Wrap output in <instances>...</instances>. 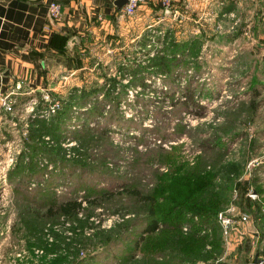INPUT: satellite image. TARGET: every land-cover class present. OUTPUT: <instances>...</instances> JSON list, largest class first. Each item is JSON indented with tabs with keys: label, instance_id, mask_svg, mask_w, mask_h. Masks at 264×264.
Segmentation results:
<instances>
[{
	"label": "rangeland",
	"instance_id": "rangeland-1",
	"mask_svg": "<svg viewBox=\"0 0 264 264\" xmlns=\"http://www.w3.org/2000/svg\"><path fill=\"white\" fill-rule=\"evenodd\" d=\"M180 5L184 14L176 20L161 8V20L132 39L75 54L74 80L49 92L59 110L69 108L59 119L40 95L4 114L2 137L9 140L0 148V264H142L132 243L149 205L121 192L145 194L166 173L197 167L217 173V190L227 186L218 213L250 219L231 251L236 261L222 264H252L257 248L264 257V0H217L214 21L201 27L192 19L185 30L179 22L187 21L186 5ZM158 57L174 63L169 73L160 71ZM91 88L96 95L81 102ZM32 98L37 104L30 111ZM38 122L48 130L31 140ZM28 144L36 145L35 153ZM18 163L35 170H24L31 178L16 189L9 176ZM106 192L117 194L89 206ZM68 199L84 210L40 224L48 207ZM17 205L37 218L22 221ZM219 237L214 257L181 264H213L226 251L221 231Z\"/></svg>",
	"mask_w": 264,
	"mask_h": 264
},
{
	"label": "crops",
	"instance_id": "crops-1",
	"mask_svg": "<svg viewBox=\"0 0 264 264\" xmlns=\"http://www.w3.org/2000/svg\"><path fill=\"white\" fill-rule=\"evenodd\" d=\"M53 1L0 0V107L2 98L8 97L18 83L22 89L13 96L16 107L43 91H61V83L72 82L79 71L73 60L75 54L89 49V45H98L104 50L103 44L111 46L112 42L132 39L141 29L164 16L158 0H149L129 19L121 16L114 6L115 0H57L61 15L55 21L48 14ZM170 1L177 8L181 7L180 3L186 5L187 21L179 22L183 30L192 19L199 20L201 27L207 18L214 21L212 7L217 0ZM56 33L69 36L66 55H60L50 46ZM4 114L0 108V148L9 140L2 137ZM235 254L234 257L238 255ZM228 258L236 261V257Z\"/></svg>",
	"mask_w": 264,
	"mask_h": 264
},
{
	"label": "trees",
	"instance_id": "trees-1",
	"mask_svg": "<svg viewBox=\"0 0 264 264\" xmlns=\"http://www.w3.org/2000/svg\"><path fill=\"white\" fill-rule=\"evenodd\" d=\"M68 38V35L56 33L52 36L50 46L60 55H66L65 46ZM176 46L179 45H174L173 48H177ZM73 60L75 61V55ZM156 60L157 66L162 72L169 73L174 67V63L172 61L166 62L165 57H158ZM138 72V70L133 71V73ZM96 90L94 88L83 90L80 96L81 102L90 100L92 96L96 95ZM190 95L189 99L191 98ZM186 106L188 107V104ZM68 110V107L58 110L53 118L59 119L60 115L68 113ZM36 124L31 140L48 130L42 122ZM49 133L51 134V132ZM28 146L32 153L36 152L35 144H28ZM168 156L164 155L165 161H168ZM27 168L35 170L32 163L25 166L18 163L15 173L12 177L9 176L16 189L20 188L19 186L24 180L31 178L25 179L24 177L23 172ZM216 177L215 171L201 172L200 167H197L184 173L182 171L166 173L161 177L162 183L156 186L153 191H149L150 193L144 194L137 189H124L121 192V195L127 194L130 198L149 205L145 215V225L132 243V250L134 252L140 250L142 253V264H181L186 260H208L221 251L220 228L215 217L226 201L227 186L222 185V189L217 190ZM116 194L114 192L103 193L97 198L88 200V204L96 208L100 206L101 200H110ZM158 198H162V201L159 202ZM17 208L22 221L28 218H37L36 214L27 213V209L22 205H17ZM83 210L84 207L80 201L68 199L48 207L39 222L42 225L57 217L74 218ZM194 218L197 219L196 222ZM184 225H189V231L190 226L192 227L189 234L182 233L181 226ZM22 226L23 228L24 226L27 227V224L24 222ZM203 231L204 234L201 235ZM158 232L160 233L157 234ZM155 234L157 235L155 236ZM107 236L112 237L114 234H107ZM260 240L263 239L260 238ZM206 246H210V250H207ZM243 249L244 254L249 253L250 248L247 243L244 244ZM112 250L113 248L110 247L108 253ZM256 253L260 256L261 250L257 248ZM251 261L253 260L251 259ZM53 264H60L59 260Z\"/></svg>",
	"mask_w": 264,
	"mask_h": 264
},
{
	"label": "built area",
	"instance_id": "built-area-1",
	"mask_svg": "<svg viewBox=\"0 0 264 264\" xmlns=\"http://www.w3.org/2000/svg\"><path fill=\"white\" fill-rule=\"evenodd\" d=\"M148 1L149 0H127V3L120 10L121 16L128 19L133 17L137 9L140 6L146 4ZM158 4L165 12L170 13L173 20L182 17V13L179 8L175 7L170 0H158ZM48 14L51 20L56 21L60 18L61 8L57 0H54L50 3ZM21 89L22 84L18 83L17 85H15L14 89L10 92L8 97L2 98L0 108L5 114L11 115L14 112L16 101L13 99V96H15ZM50 95L51 94L48 91H43L40 94V98L48 103V113L54 114L60 109L61 105L58 101L53 100ZM35 99L36 98H32L27 103L29 105L28 109H30V111H32L34 106H36L37 104V101ZM1 164H3V162H0V165ZM2 171H4V169H2ZM2 178H4V176ZM194 220L197 221L196 218H194ZM217 222L221 231L223 243L226 245V251L221 257H217L213 264H222L224 259L228 258V256H231L233 260L235 259V257H237H234V255L236 254L233 255L232 253L235 252V246H238L240 243H242V239L246 234L245 232H248L250 219L246 215H242L237 219H234V217H228L223 212H220L217 215ZM182 230L184 233H188L189 225H184ZM203 234L204 231L201 232V235ZM207 249L209 250L210 246H207ZM257 264H264V257H258Z\"/></svg>",
	"mask_w": 264,
	"mask_h": 264
},
{
	"label": "water",
	"instance_id": "water-1",
	"mask_svg": "<svg viewBox=\"0 0 264 264\" xmlns=\"http://www.w3.org/2000/svg\"><path fill=\"white\" fill-rule=\"evenodd\" d=\"M127 3V0H115L114 1V6L117 8V10H121L122 7ZM167 15L169 16L170 13H167ZM258 263V255L256 254L254 256V259L252 261V264H257Z\"/></svg>",
	"mask_w": 264,
	"mask_h": 264
}]
</instances>
